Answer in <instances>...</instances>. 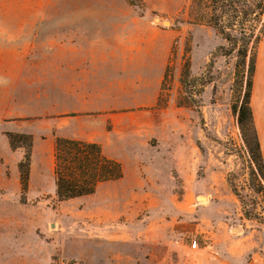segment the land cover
Masks as SVG:
<instances>
[{
    "label": "rangeland",
    "instance_id": "1",
    "mask_svg": "<svg viewBox=\"0 0 264 264\" xmlns=\"http://www.w3.org/2000/svg\"><path fill=\"white\" fill-rule=\"evenodd\" d=\"M223 1L243 6L222 19L235 46L212 26L211 0H0V264H264V225L245 217L231 188L264 216L256 163L231 110L256 58L264 9ZM241 34L248 52L240 87ZM85 52L95 87L104 75L119 80L113 86H141L154 68L155 102L137 97L95 111L90 134H69H106L102 152L124 173L93 194L58 200L56 123L84 126L75 113L61 115L58 85L71 80L72 61L80 68L72 54ZM105 56L114 62L107 69ZM8 132L33 138L25 193L18 163L26 150L10 147ZM257 136L263 157L264 134Z\"/></svg>",
    "mask_w": 264,
    "mask_h": 264
},
{
    "label": "trees",
    "instance_id": "2",
    "mask_svg": "<svg viewBox=\"0 0 264 264\" xmlns=\"http://www.w3.org/2000/svg\"><path fill=\"white\" fill-rule=\"evenodd\" d=\"M193 2L197 7L201 6V0H193ZM211 2L213 3L212 8L214 9L212 26L225 40L232 42L233 46L237 45L238 38L236 39L230 35L222 19L228 11L232 12L233 17L237 16V12L243 11V6H236L233 1L224 2L222 0L220 5L219 0H211ZM252 4L255 9L251 10L252 12L264 9V0H255ZM261 34L264 35V22ZM245 36V34H241L239 38L241 39V46L237 48L239 60L235 65L237 68V77L240 78L237 83H240V87L248 52V42ZM259 37L260 35L255 36L256 42H258ZM254 68L255 54H251L249 56L241 103L239 106L237 105V101L241 97L238 95L236 102L231 106V110L236 115L237 122L244 133V140L250 157L256 163L258 179L254 191L258 193L261 190L264 191V160L261 154L250 103ZM7 137L10 147H19L23 144L22 146L26 150L23 158L18 163L21 193H25L28 184L33 138L30 134H13L11 132L7 133ZM53 158L55 193L58 200H67L93 194L100 183L117 180L123 175L121 163L116 159L106 156L102 152L100 144L93 141L55 136ZM231 188L232 192L243 204V214L245 217L256 219L264 225V216L254 212V206L251 210L246 209L247 201L240 193L237 185L231 182ZM21 199L24 201V197Z\"/></svg>",
    "mask_w": 264,
    "mask_h": 264
},
{
    "label": "crops",
    "instance_id": "3",
    "mask_svg": "<svg viewBox=\"0 0 264 264\" xmlns=\"http://www.w3.org/2000/svg\"><path fill=\"white\" fill-rule=\"evenodd\" d=\"M85 54V55H84ZM89 52H85L79 55V57L72 54V60L76 58H81L82 63L76 68V61H72L73 65L71 66V80H66L65 77L62 78V84L58 85V96L57 100L63 104L66 110L61 112L62 116H69V113H75L73 117L79 118L80 122L84 123V126L71 127L72 131H69L68 128L64 126L63 122L56 123V131L58 134H62L61 137L75 138L85 141H93L97 142L100 145L104 142L102 141L103 136L106 134L103 133V136H90L87 137H74L69 134H90V124L93 112L99 111V115H105V112L111 109L112 107H126L131 101L135 102V99L141 101L146 100L147 105H152L155 102V69L151 68L150 76L148 79L144 80L143 76H140V84L141 86L135 84L130 88H122L119 86H113L112 83H117L119 80L113 81V78L107 75H104V83L102 86L95 87L93 83V72L95 70V63L91 60ZM110 55V54H109ZM103 66L105 69L111 67L113 63L108 61L111 60L109 56H105ZM80 60V59H79ZM87 60V62H85ZM153 65V64H152ZM58 71L64 73L61 67L57 68ZM134 74L128 77H137L136 72H129L128 75ZM129 80H133V79ZM122 82V80L120 79ZM135 81V80H134ZM146 82V88L142 86V84ZM149 83H152L149 85ZM138 97V98H137ZM251 105L253 115L258 117L256 128L259 134H264V35L259 38L257 45V52L255 58V68H254V76L252 80V92H251ZM102 122L105 119H101ZM104 128V125L101 124V129ZM88 133H85L86 130ZM78 130V131H77ZM54 145V143H53ZM52 156H53V148H52ZM264 158V152H263ZM53 166H54V158H53ZM53 171V167H52ZM124 173V171H123ZM54 176V175H53ZM123 176V175H122ZM122 178V177H121ZM55 183V182H54ZM207 247H203L199 250V254L207 251ZM190 252L192 250H189ZM198 253V252H197Z\"/></svg>",
    "mask_w": 264,
    "mask_h": 264
},
{
    "label": "built area",
    "instance_id": "4",
    "mask_svg": "<svg viewBox=\"0 0 264 264\" xmlns=\"http://www.w3.org/2000/svg\"><path fill=\"white\" fill-rule=\"evenodd\" d=\"M196 246V241H194V243H193V247H195Z\"/></svg>",
    "mask_w": 264,
    "mask_h": 264
},
{
    "label": "water",
    "instance_id": "5",
    "mask_svg": "<svg viewBox=\"0 0 264 264\" xmlns=\"http://www.w3.org/2000/svg\"><path fill=\"white\" fill-rule=\"evenodd\" d=\"M164 24H167V21H162Z\"/></svg>",
    "mask_w": 264,
    "mask_h": 264
}]
</instances>
